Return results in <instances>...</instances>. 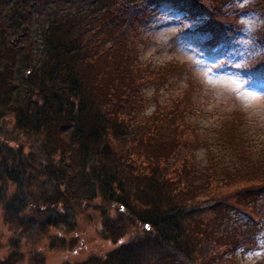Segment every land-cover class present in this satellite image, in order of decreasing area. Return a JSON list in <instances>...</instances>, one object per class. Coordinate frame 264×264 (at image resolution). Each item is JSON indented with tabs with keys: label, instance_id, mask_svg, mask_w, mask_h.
Returning a JSON list of instances; mask_svg holds the SVG:
<instances>
[{
	"label": "trees",
	"instance_id": "obj_1",
	"mask_svg": "<svg viewBox=\"0 0 264 264\" xmlns=\"http://www.w3.org/2000/svg\"><path fill=\"white\" fill-rule=\"evenodd\" d=\"M237 2L0 0V179L8 188L0 212L9 233L5 242L4 232L0 234V264H42L34 259L31 238L41 241L48 236L58 250L70 251L90 231L111 242L112 249L58 264H164L155 259L166 256L170 263L177 258L187 264L204 251L209 253L207 263L218 255L215 260L221 264L230 250L259 243L264 246V219L255 217L257 213L247 215L248 226L255 232L246 236L248 244L241 239L244 235L227 232L216 233L219 238L214 247L206 240H187L189 232L215 233L223 227L214 208L210 211L209 206L193 202L199 180L210 172L196 161L194 148L198 151L207 145L195 124L189 125L192 138L182 142L176 120H163L157 130L144 129L154 137L145 150L121 154L116 145L128 141L122 139V126L113 122L116 119L120 124L116 112L107 109L112 101L118 102L112 95H121L133 82L131 78L139 81L134 92L138 96L128 100L139 109L148 101L140 89L143 93L146 85L164 86L183 76L173 64L153 66L139 58L140 44L147 41L141 34L155 21L170 23L177 13L179 21L193 24V32L189 27L188 31L202 40L208 58H214L208 52L220 50L213 62L218 64L216 71L230 65L244 73L246 82H264V0L240 8ZM119 13L120 19L113 18ZM249 15L260 16L263 23L245 45L251 51L249 58L235 62L244 47L242 18ZM106 17L111 21L106 23ZM127 17L131 21L123 27ZM187 82L194 84L190 72ZM187 104L184 99L174 108L159 106L158 112L174 109L178 119H185L184 113L194 112ZM5 119L13 127L2 124ZM133 119L144 121L138 115ZM240 125V118H232L215 135L238 136L235 128ZM34 137L43 140L38 155L26 151L38 144ZM230 141L240 142L238 137ZM183 148L187 149L185 155L193 153L196 159L187 158L180 171L188 176L175 184L166 177L165 161L174 156L172 164ZM147 156L154 160L149 158L148 170L140 171L142 163L137 162ZM250 169H255V181L235 196L241 203L261 201L264 208V158ZM189 192L193 193L191 199ZM86 208L93 214L83 213ZM136 224L141 225L142 234L132 233Z\"/></svg>",
	"mask_w": 264,
	"mask_h": 264
},
{
	"label": "rangeland",
	"instance_id": "obj_2",
	"mask_svg": "<svg viewBox=\"0 0 264 264\" xmlns=\"http://www.w3.org/2000/svg\"><path fill=\"white\" fill-rule=\"evenodd\" d=\"M256 1L247 0L245 2V0H239L237 6L241 7L246 3L255 4ZM164 13L165 10L162 12V18H164ZM165 15L172 17V14L169 13ZM120 17H122L121 13L113 18L120 19ZM179 20L180 16L177 13L174 19L166 25L155 21L150 28L148 27L141 34L147 41L140 44L141 53L139 58L145 64L153 66L173 64L177 71L182 72L183 76L178 80H170L167 86H153L149 90L144 89L143 93L142 89H140L141 95L145 99H148V101L144 102L143 108L136 109L137 105L135 106L132 101L128 100L132 96V98L138 96L134 92L139 81L134 82V78H131L133 82L126 86L121 95H112L118 102L114 103L112 101L111 106L107 107V109L113 113L116 112L120 124L116 119L113 122L117 126H122V139L128 141L117 144L116 148L121 154L135 149L145 150V146L150 144V140L154 137H152L153 133L148 135V130L144 129L151 128L157 130L162 127L163 120L172 119L176 120L179 139L182 142H186L193 136L189 131V125L195 124L200 130L199 134L204 138L207 148L198 151H196L197 148H194L198 159L190 152L185 155L187 149L184 148L177 158L172 159V164L170 160L174 156H171L165 161L166 177L174 182L180 177L186 179L188 172L180 171V168L185 166L188 157L195 158L200 163V167L210 169L208 175L202 176L199 180L198 188L195 190L196 197L193 202L200 204L202 207L209 206L210 211L214 208L216 212L213 214L217 220L221 221L223 227L215 230V233H206L202 229H200L201 231H196L195 234L189 232L187 240L191 241L194 238L206 240L214 247L219 238L216 233L220 232L221 235H225L227 232L228 234L232 233V236L236 234L238 236L244 235L241 239L248 244L249 238L246 236L255 232H252L248 226L247 215H255L254 213H257L258 215H255V217L264 219V208L261 206V201L256 205L252 201L241 203L240 199L235 196V192L243 190L246 185H250L252 181H255L256 176L252 173L255 169H250V167L254 168L255 164L264 158V98H262L264 97V84L259 83V81L246 82L244 73L234 69L230 65H225L222 71H216L215 68L218 64L215 65L216 63H213L216 62V58H208V55L202 51L201 41L197 35L189 33L188 27L191 30L192 24L183 23ZM110 21V17H106L105 22ZM124 21L126 23L123 27L127 26L131 19L128 20L127 17ZM262 23L263 21L260 16L259 18L255 16L246 20L242 38V45L244 47L236 54L235 62L240 61L243 63L249 58L251 51L245 45L250 44L254 32L260 28ZM191 31L193 32V30ZM189 72L194 80V84H188L187 82ZM122 80L121 78V84H123ZM146 87L148 86L146 85ZM125 91H127V94H124ZM185 95L186 98H184ZM184 99L188 101L187 105L194 108V112L184 113L183 117L185 119H182V116L181 119L180 117L178 119L174 115V109L164 110L163 113L161 111L158 112L159 106L174 108V105L176 106V104L182 102ZM146 104H149L150 109L144 106ZM135 115H138L139 118H144V121L134 120ZM154 115L155 117L152 120L145 119ZM113 117L116 118L114 115ZM236 117L240 118L241 125L237 127V131H240L242 136L225 135L216 137L218 133H221V130L228 121ZM175 120L172 124H175ZM2 124L13 127V123L9 119L3 120ZM172 130L175 131L177 129L176 127H172ZM232 137H238L240 142L237 144L231 143L230 139ZM34 138L38 141L35 149L28 147L26 151H29L33 155H38L37 152H41L40 145L43 140L37 137ZM149 158L154 160L151 156H147L146 159L137 162L139 164L142 163L138 167L140 171H144V168H146V171L148 170L147 161ZM212 169H215V171ZM181 184H183L182 181ZM4 189L8 188L3 185L0 179V201L3 200ZM192 196L193 193L189 192L188 198L191 199ZM217 205L229 208L230 210L224 212L218 209ZM82 212L87 215L93 214L88 208L83 209ZM192 212L196 213L195 206H193ZM192 225V223H189L188 226ZM140 226L138 224L134 225L132 233L138 235L143 232ZM3 232V241L5 242L6 238L9 237V233L4 224L1 223L0 212V234ZM53 232L55 233V231ZM208 234L211 235L210 239L207 237ZM87 237L90 242L87 241L88 239L83 240ZM80 241L82 242L74 249L61 251L51 244L48 236H44L41 241H37L36 237L30 239V243H32L33 249L36 252L34 259L42 264H58L65 260L72 263L74 261H82L91 252L93 254H104L113 247L111 242L101 239L95 231H90V233L82 236ZM223 244L225 243L217 244V249ZM248 247H240L238 251L230 250L223 257L221 264H264V258L253 260L247 258L250 252L264 249V247L260 248L258 244ZM39 250H42L41 255H38ZM166 251L171 255L173 253L169 249H166ZM208 255L209 253L204 251L201 256L189 259L187 264H220L215 260L216 257L219 258L218 255L214 256L207 263ZM160 259L164 264H184L177 258H175L173 263H170L171 259L167 256L166 258L160 257L155 260Z\"/></svg>",
	"mask_w": 264,
	"mask_h": 264
},
{
	"label": "clouds",
	"instance_id": "obj_3",
	"mask_svg": "<svg viewBox=\"0 0 264 264\" xmlns=\"http://www.w3.org/2000/svg\"><path fill=\"white\" fill-rule=\"evenodd\" d=\"M245 2H247V0H245ZM247 258L250 260L264 258V249H258L253 252H250Z\"/></svg>",
	"mask_w": 264,
	"mask_h": 264
}]
</instances>
